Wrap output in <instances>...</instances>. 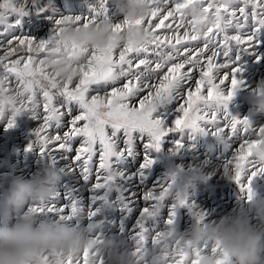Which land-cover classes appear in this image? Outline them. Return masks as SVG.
<instances>
[{"label": "snow or ice", "instance_id": "obj_1", "mask_svg": "<svg viewBox=\"0 0 264 264\" xmlns=\"http://www.w3.org/2000/svg\"><path fill=\"white\" fill-rule=\"evenodd\" d=\"M150 12L132 24L113 23V32L125 27L140 29L145 41L138 44H109L100 50H77L73 48L74 77L61 80L45 66L49 53L60 50L58 33L60 25L71 21L77 26L88 27L100 20H109L108 0H97L92 15L86 17H64L55 20L54 28L47 40L35 42L24 35L21 21L30 14H42L45 8L40 0H2L0 2V120L6 119V130L15 126L16 119L27 116L42 119L36 128L32 144L26 149L39 148L41 157L56 166L58 160L67 161L59 169L65 176L78 173L85 182L93 175L94 157L99 165L93 193H104L117 179L111 171L114 161L133 155V144L139 148L143 143L148 151L159 152L161 141L172 133L190 130L201 135H212L225 144L241 141L232 160L225 165L226 174L242 191H248L251 180L264 174V166L253 158V149L264 140V126L257 128L247 119H238L228 112V105L244 81L238 79L241 68L237 66L240 53L254 56L264 34V0H148ZM199 9L203 13L205 27L188 18V10ZM11 18V19H10ZM171 18V19H170ZM157 20V23H153ZM165 21H170L165 24ZM165 28L171 34L156 30ZM183 29L182 34L180 30ZM19 32V34H17ZM202 40L200 43H194ZM174 41V42H173ZM180 45V47H177ZM116 50L118 57L115 56ZM27 56L10 59L18 53ZM221 57L223 59H221ZM261 57L256 56L259 62ZM226 69V73H221ZM10 77H15L16 87H10ZM222 77V78H221ZM218 80L216 83L214 81ZM225 81L230 82V87ZM224 85V87H221ZM206 90L207 95L203 94ZM261 90L257 89L259 94ZM14 93V94H13ZM42 96V114L39 111ZM57 97L61 99L57 101ZM138 105V106H137ZM154 117V114L158 113ZM165 119L168 124L166 126ZM67 130L55 135L50 130ZM110 129V131H109ZM227 130V131H226ZM148 142L144 143V137ZM80 139L79 147H73ZM49 145H58L62 150L59 158ZM182 144L177 141L176 150ZM75 151V157L68 154ZM154 161L144 156L140 165L149 169ZM172 184L161 185L158 191H147L142 199L149 204L140 210V218L133 236L136 253L147 251L149 235L153 246L162 245L173 233L176 209L192 205L178 198L169 209L164 231H149L145 222L153 218L160 205L170 195ZM131 195V194H130ZM61 199L65 203L61 204ZM103 201L102 195H94L93 204ZM89 209L92 205L88 206ZM70 209V211H68ZM27 213L40 217H52L57 222H77L81 210L76 190H65L48 202L30 205ZM197 223L204 215L193 212ZM96 216L89 210L88 218ZM98 225L89 224V230ZM93 242L102 239L93 235ZM173 251V264H185L183 246L177 241ZM206 249L196 250L199 256ZM179 256V261L175 257ZM38 264H50L43 256ZM55 264H81L80 256L58 258ZM83 264H104L90 247L83 251ZM196 264V261H191Z\"/></svg>", "mask_w": 264, "mask_h": 264}, {"label": "rangeland", "instance_id": "obj_2", "mask_svg": "<svg viewBox=\"0 0 264 264\" xmlns=\"http://www.w3.org/2000/svg\"><path fill=\"white\" fill-rule=\"evenodd\" d=\"M0 2H2V0H0ZM40 5L45 8V12L42 14H30L21 21L22 31L32 30L35 35L33 37L27 35V37L37 43L47 40L51 35L55 26L52 19H61L68 16L72 18L77 16L82 17V15L84 17L90 16L92 15V9L97 5V0H40ZM107 17L110 22L113 23L120 20V17L115 14L114 9L111 7H109ZM157 22V20H154L153 23ZM169 22L170 21H165V24ZM156 31L161 34H171L169 30L165 28H160ZM182 32L183 31L180 30L179 34H182ZM17 34H19V32H17ZM260 40V46L256 49L254 56L243 53L239 54L240 58L237 61V66L241 68V72L238 79L243 80L244 84L236 91L233 99L228 105V112L231 116L238 119L247 118L253 126L257 128V131L260 126H264V115L252 109L251 100L252 94L256 93L258 89L257 86L264 85V34L261 35ZM194 43H200L202 46V40ZM177 47H180V45H177ZM118 51L119 50H116V57H118ZM1 53L3 55L2 50H0V55ZM27 55V52H21L11 59H17L19 56L26 57ZM256 56L261 57L259 62L256 61ZM221 59L223 58L221 57ZM220 72L223 74L226 73L227 70L221 69ZM10 80H15V77H10ZM214 82L218 83L219 81L216 80ZM225 83L230 87L229 81H225ZM221 87H224V85H221ZM203 94L207 95L206 90L203 91ZM60 99V97H57V101ZM42 103L43 102H41V107ZM41 107L39 110L42 114ZM155 115L158 116L159 112L154 114V117ZM40 120H33L27 116L21 115L16 119L15 126L7 130L5 125L6 119L0 120V194H3L7 190L11 179L15 177L27 179L38 174L43 168L51 167L59 170L67 165V161L58 160L57 166H52L50 160L41 157L38 147L37 149L33 148L31 151H26L35 139L33 133L36 128L32 125L38 127L42 124V119ZM165 124L166 126L168 124L166 119ZM57 131L62 135L66 129L50 130V134L55 135ZM177 141L182 144L179 150L175 148ZM147 142L148 138L145 136L144 143ZM236 142L225 144L212 135H201L199 133H193L190 130L172 133L163 138L161 141V150L159 152L146 150L143 143L137 148L136 142H134L132 156H126L113 162L111 171L117 176V179L113 185L109 186L107 191L99 193L102 194L103 201H97L94 204L93 201H88L94 196L93 193H90L89 196L88 188L91 186V183L95 182V170L99 165L98 155L94 157L95 164L93 165V175L89 178L88 182L80 179L78 173L74 174L76 177L74 175L71 177L63 175L58 190H60L62 194L65 190H76V198L81 210L80 216L87 215L86 219L83 221V225L87 227H89L91 223L98 225V227L93 229V235H98L102 240L110 238L122 248L134 250L135 242L133 236L136 232V222H138L137 220L140 218V210L149 206L148 203L142 199V196L147 191H158L161 185L171 183L172 188L170 190V195L162 202L163 204L160 205L156 215L146 220L145 226L149 231L166 230L168 226L165 222L168 216L165 215L163 208L167 207L170 209L172 205L177 203L178 198L186 199L187 203L194 207L192 211H189L187 207H178L176 209L175 221L171 226L174 234H182L196 223V217L193 215V212L198 211L203 214L204 221L206 222H214L220 217L237 209L242 213L245 212L248 205L251 204L255 198L264 199V174H258L251 180L249 194L248 191H242L240 186L233 181L231 175L225 172V165L228 161L232 160L241 141ZM79 144L80 139L78 138L74 141L73 147H79ZM234 149L236 150L234 151ZM61 151L62 150L57 148L53 154L59 158ZM68 155L74 158L76 153L73 151ZM145 155H148L154 163L149 169L142 170L140 165L143 163L142 160ZM120 170L121 172H119ZM77 179H80L79 182ZM175 193L178 194V198H173V194ZM130 194L133 195L132 198H129ZM60 202L61 204L65 203L62 199ZM88 204L92 205L91 209H89ZM132 207L135 210H133ZM87 209H94L95 212H98L96 213L97 217L95 216L92 220H89L87 218L89 212ZM117 209H122L120 214L117 212ZM68 211H70V209H68ZM131 213L134 214L132 215ZM38 219L55 221L52 217H40ZM184 220L188 222V225L184 224ZM79 223L80 221L78 219V224ZM154 234L153 232L149 235L146 245L149 249L162 246L152 245L151 239ZM172 246L174 247V244ZM79 256L81 264H83V253ZM175 259L179 261L180 258L177 256Z\"/></svg>", "mask_w": 264, "mask_h": 264}, {"label": "clouds", "instance_id": "obj_3", "mask_svg": "<svg viewBox=\"0 0 264 264\" xmlns=\"http://www.w3.org/2000/svg\"><path fill=\"white\" fill-rule=\"evenodd\" d=\"M108 4L122 23L132 24L150 12L148 0H108ZM202 17L199 9L188 10V18L197 27L207 26ZM145 39L143 31L134 27L113 32L110 20L88 27L65 21L58 33L60 50L49 53L45 66L66 81L74 77L75 61L69 58L73 48L100 50L113 43L122 46L143 43ZM257 87L261 91L252 94L251 107L264 115V85ZM253 158L264 166V140L253 149ZM62 179L59 170L43 168L33 177L11 179L7 190L0 194V264H38L43 256L55 264L58 258H75L90 247L103 257L104 264H173L171 257L177 241L184 248L185 264L193 260L196 264H264V199L255 198L243 213L237 209L214 222L196 221L186 232L172 233L161 247L136 253L110 238L94 243V230L83 225L86 216H80L77 224L38 219L27 213L30 205L51 200ZM200 249L206 251L195 255Z\"/></svg>", "mask_w": 264, "mask_h": 264}, {"label": "bare ground", "instance_id": "obj_4", "mask_svg": "<svg viewBox=\"0 0 264 264\" xmlns=\"http://www.w3.org/2000/svg\"><path fill=\"white\" fill-rule=\"evenodd\" d=\"M91 2V1H90ZM76 12V11H75ZM78 12V11H77ZM62 14V13H61ZM78 14V13H77ZM77 14H75V15H77ZM79 15V14H78ZM80 15H81V13H80ZM68 16V15H67ZM74 16V15H73ZM69 17V16H68ZM82 17H84L83 15H82ZM113 18V17H112ZM55 20H57L56 18H54V19H52V21L53 22H55ZM154 22V21H153ZM113 23V22H112ZM167 24V23H166ZM181 31H183L182 29H181ZM23 33H24V35H28V36H30V37H33L35 34H34V32H32V30H28V31H26V30H23ZM40 38V37H39ZM1 55H2V53H1ZM12 58V57H11ZM10 58V59H11ZM247 77V76H246ZM12 81V83L9 85L10 87H16L17 86V82L15 81V80H11ZM38 98L41 100V102H43L42 101V96H38ZM138 106V105H137ZM42 108V107H41ZM40 111V110H39ZM156 116V115H155ZM41 121V120H40ZM30 122V121H29ZM43 122V121H42ZM31 123V122H30ZM39 123V122H38ZM32 124V123H31ZM32 126H34L35 128H38L36 125H32ZM66 129V128H65ZM67 130V129H66ZM3 133V132H2ZM1 133V134H2ZM3 134H5V133H3ZM5 137V136H4ZM236 144H237V142H236ZM236 144H235V148H236ZM239 146V145H238ZM49 148H52V149H54V151L58 148V145H49ZM236 149H234V151H235ZM53 151V152H54ZM184 153V152H183ZM197 153V152H196ZM150 154V153H149ZM135 155V154H134ZM235 155V154H234ZM21 156V155H20ZM39 156V155H38ZM75 157V156H74ZM193 158V157H192ZM131 160V159H130ZM133 160V159H132ZM143 161V160H142ZM37 162V161H36ZM58 162V161H57ZM63 162V161H62ZM122 165V164H121ZM120 165V166H121ZM124 165V164H123ZM129 165H130V163H129ZM57 166V165H56ZM42 167V166H41ZM123 167V166H122ZM97 168V167H96ZM128 168V167H127ZM16 170V169H15ZM21 172H23V171H21ZM20 172V173H21ZM38 172V171H37ZM119 172H121V170L119 171ZM14 174V173H13ZM28 174V173H27ZM77 174V173H76ZM136 174V173H135ZM20 176V175H19ZM75 177H76V175H74ZM70 179V178H69ZM73 180H74V178H73ZM78 180V179H77ZM80 180V179H79ZM79 180H78V182H79ZM93 180V179H92ZM76 181V180H75ZM75 184V183H74ZM89 184V183H88ZM136 184V183H135ZM131 187V186H130ZM88 188V187H87ZM154 188V187H153ZM91 186L88 188V194H89V196H90V193H93L91 190ZM155 189V188H154ZM84 191V190H83ZM128 191V190H127ZM81 192V191H80ZM155 192V191H154ZM124 193H125V191H124ZM124 193H123V195H124ZM127 193V192H126ZM134 193V192H133ZM136 193V192H135ZM172 193V192H171ZM87 195V194H86ZM93 195H102V194H99V193H93ZM135 196H136V194H135ZM84 197V196H83ZM86 197V196H85ZM94 197V196H93ZM128 197V196H127ZM133 197V195H129V198H132ZM86 198H88V197H86ZM108 198V197H107ZM173 198H178V194L177 193H175V194H173ZM89 199V198H88ZM122 199H124V198H122ZM82 200V199H81ZM87 200V199H86ZM88 201H93V198L92 199H90V200H88ZM132 201V200H131ZM141 201V200H140ZM105 202V201H104ZM172 202V201H171ZM118 203H120V202H118ZM117 203V204H118ZM122 203V202H121ZM132 203V202H131ZM137 203V202H136ZM135 203V204H136ZM144 203V202H143ZM116 204V203H115ZM134 204V203H133ZM163 204V203H162ZM120 205V204H119ZM124 205V204H123ZM138 205V204H137ZM149 205V204H148ZM88 206H89V204H88ZM122 206V205H121ZM120 206V207H121ZM82 208V207H81ZM85 208V207H84ZM114 209V208H113ZM132 209L133 210H135L133 207H132ZM140 209V208H139ZM85 210V209H84ZM88 211H89V209H87ZM94 210V209H93ZM116 210V209H115ZM122 209H117V212L120 214V211H121ZM126 210V209H125ZM124 210V211H125ZM130 210V209H129ZM162 210V209H161ZM163 210H164V213H165V215L166 216H168V214H169V209L166 207V208H163ZM128 211V210H127ZM100 212V211H99ZM96 213H98V212H96ZM117 213V214H118ZM216 213V212H215ZM132 214V213H131ZM134 214V213H133ZM132 214V215H133ZM214 214V213H213ZM129 215V214H128ZM85 216H87V215H85ZM97 217V216H96ZM119 217V216H118ZM88 218V217H87ZM213 218V217H212ZM54 219V218H53ZM89 219V218H88ZM87 219V220H88ZM96 219V218H95ZM215 219V218H214ZM97 220V219H96ZM100 220V219H99ZM155 220V219H154ZM89 221V220H88ZM87 221V222H88ZM119 221V220H118ZM136 221V220H135ZM138 221V220H137ZM93 222V221H92ZM98 223V222H97ZM133 223V222H132ZM137 223V222H136ZM91 224H93V223H91ZM184 224L185 225H188V222L187 221H185L184 220ZM184 225V226H185ZM119 226V225H118ZM172 228V227H171ZM123 229V228H122Z\"/></svg>", "mask_w": 264, "mask_h": 264}]
</instances>
